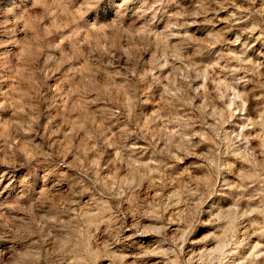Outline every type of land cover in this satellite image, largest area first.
Masks as SVG:
<instances>
[{"label": "rangeland", "instance_id": "374dc122", "mask_svg": "<svg viewBox=\"0 0 264 264\" xmlns=\"http://www.w3.org/2000/svg\"><path fill=\"white\" fill-rule=\"evenodd\" d=\"M0 264H264V0H0Z\"/></svg>", "mask_w": 264, "mask_h": 264}]
</instances>
